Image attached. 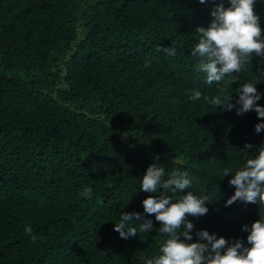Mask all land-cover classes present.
Wrapping results in <instances>:
<instances>
[{
	"label": "trees",
	"instance_id": "1",
	"mask_svg": "<svg viewBox=\"0 0 264 264\" xmlns=\"http://www.w3.org/2000/svg\"><path fill=\"white\" fill-rule=\"evenodd\" d=\"M214 6L0 0V264H146L166 239L142 204L155 195L141 190L153 163L165 180L174 170L193 179L168 193L173 201L188 191L208 200L206 215L188 217L189 242L207 230L247 245L242 227L264 218V205L226 206L235 188L224 170L258 155L264 130L255 125L264 120L203 97L226 87L235 103L248 82L264 94V57L253 54L239 73L207 83L191 53ZM255 12L264 29V0ZM172 46L174 56L157 51ZM189 90L201 99L190 100ZM85 186L91 198L79 195ZM124 212L151 219L152 230L122 239L114 228Z\"/></svg>",
	"mask_w": 264,
	"mask_h": 264
},
{
	"label": "clouds",
	"instance_id": "2",
	"mask_svg": "<svg viewBox=\"0 0 264 264\" xmlns=\"http://www.w3.org/2000/svg\"><path fill=\"white\" fill-rule=\"evenodd\" d=\"M210 0H199L207 4ZM215 5L211 11V21L195 30L199 33V41L192 50L193 56H199L197 71L207 73V83L221 82L225 76L239 73L246 62L255 54L264 57V29L261 28L260 16L255 12L257 0H211ZM169 56L176 54L175 46L157 47ZM148 66V65H146ZM229 81L228 83H232ZM189 99H201L199 90H189ZM238 100L232 102L233 95L228 88L221 87L215 97L203 98L225 111L236 109L237 115L255 111L264 120V106L258 101L264 96L252 82L244 83L237 91ZM264 130V123L255 125L257 133ZM253 145L246 144V149ZM244 151V150H242ZM180 163V161H176ZM232 175L230 186L235 188L234 195L227 200L226 206L236 201L264 205V146L259 147L258 155L249 158L243 166L224 170V177ZM165 169L153 163L142 176L141 190L149 195L142 201L144 212L155 215L160 223L159 233L166 239L159 247V254L149 258L146 264H264V218L255 221L250 227L244 225L242 231L249 233L247 245L241 240L230 242L218 234H210L207 230L196 232L199 238L193 241L194 224L189 216L200 217L208 213L207 198L199 197L188 191L180 199L173 201L169 192L175 194L192 187L193 179L187 172L174 170L169 178L164 179ZM92 188L85 186L80 196L91 198ZM159 192V195L156 193ZM135 222L136 226H133ZM153 221L139 212H124L119 223H115L114 231L122 239L135 237L138 232H149ZM25 232L36 242L39 237L32 234L30 226Z\"/></svg>",
	"mask_w": 264,
	"mask_h": 264
}]
</instances>
